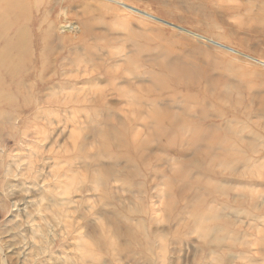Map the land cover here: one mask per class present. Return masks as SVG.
<instances>
[{
	"label": "rangeland",
	"instance_id": "374dc122",
	"mask_svg": "<svg viewBox=\"0 0 264 264\" xmlns=\"http://www.w3.org/2000/svg\"><path fill=\"white\" fill-rule=\"evenodd\" d=\"M12 13L51 25L53 52L0 119V264H264V0H0ZM164 66L217 95L225 118L203 126L223 139L153 137L152 111L198 120L179 96L139 100ZM109 129L141 159L103 151Z\"/></svg>",
	"mask_w": 264,
	"mask_h": 264
},
{
	"label": "bare ground",
	"instance_id": "6f19581e",
	"mask_svg": "<svg viewBox=\"0 0 264 264\" xmlns=\"http://www.w3.org/2000/svg\"><path fill=\"white\" fill-rule=\"evenodd\" d=\"M38 27L39 24L34 19L23 22L13 13L11 15L0 14V119L3 123L7 122L3 119L8 116L20 119L22 111L20 101L26 97L23 92L24 86L33 89L34 86L42 84L44 74L52 68V63L49 61V56L53 52L50 46V41L53 38L52 27L48 25L45 31L44 28L41 30ZM60 28L65 32L74 30L71 25H62ZM190 68L188 69L190 70ZM193 68L191 70L196 73ZM191 73L193 72L177 69V66L176 68L162 67L155 78L156 88L161 95L154 96L152 92L147 91L146 95L142 96L143 98L140 97L139 100L148 99V102H158L164 98L163 93H168L171 98L179 96L187 102H193L198 109V120L195 122H188L178 117L163 116L156 111H152L148 115L147 122L154 125L153 137L157 140H165L172 144L183 142L193 148L199 141L200 143L206 142L207 146L211 147L223 137H219L220 133L211 136L210 134L214 133V128L211 126L204 128L203 125L208 123V116L224 119L225 115H223L222 107L218 108L216 112L209 113L210 111L206 108L208 103H211L213 109L219 105L222 106V104L218 101L217 95L209 96L210 90L207 92L200 88V84L195 82L196 78L193 77L195 81L192 79ZM26 82H28L27 85H25ZM166 126L171 127L170 132L164 129ZM185 126H190L193 130L187 140L182 138V129ZM129 131L127 129H109L105 132L103 136H107L101 142L103 151L112 153L115 159L118 157L128 160L141 159V144L135 142ZM224 140L222 141L225 142ZM224 149L223 151H226ZM196 152L200 155L199 150ZM223 156L227 157L228 154L223 152L221 157ZM100 238L103 244L105 243L107 247L110 246L104 236H100Z\"/></svg>",
	"mask_w": 264,
	"mask_h": 264
}]
</instances>
